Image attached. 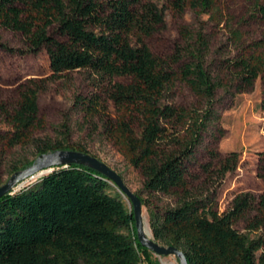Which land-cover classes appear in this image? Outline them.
<instances>
[{
    "label": "trees",
    "instance_id": "obj_1",
    "mask_svg": "<svg viewBox=\"0 0 264 264\" xmlns=\"http://www.w3.org/2000/svg\"><path fill=\"white\" fill-rule=\"evenodd\" d=\"M161 1L162 7L155 0H0V28L20 33L28 53L46 52L50 79L88 73L91 90L77 96L74 107L144 178L135 194L155 242L180 250L187 264H264V193L237 194L218 217L204 214L216 203V183L236 169L238 154L220 158L206 151L208 162L198 165L204 180L197 186L199 178L190 172L204 136L211 128L221 132L217 96L249 92L264 79V36L247 43L231 30L235 54L230 50L209 62L212 37L205 21L193 33L183 30L184 47L156 56L145 41L163 26V7L176 14L192 10L217 26L221 21L214 0ZM254 9L264 22V2L256 0ZM45 83L29 80L18 88L14 105L0 102L6 128L0 129V152L31 146L36 159L57 150L96 157L84 146L39 137L45 123L38 98ZM178 83L198 107L171 101ZM63 134L67 139L69 130ZM36 159L15 165L13 173ZM257 176L264 180V153ZM160 196L175 201L157 209L153 201ZM238 222L246 233L235 228ZM152 256L138 243L126 199L87 167L56 168L0 199V264H157Z\"/></svg>",
    "mask_w": 264,
    "mask_h": 264
},
{
    "label": "rangeland",
    "instance_id": "obj_2",
    "mask_svg": "<svg viewBox=\"0 0 264 264\" xmlns=\"http://www.w3.org/2000/svg\"><path fill=\"white\" fill-rule=\"evenodd\" d=\"M162 7L163 1L155 0ZM220 11V24L214 25L207 20V16H199L192 10H185L176 14L167 7H163L164 24L148 39L146 44L151 52L160 57L170 56L177 46H185L183 30L195 32L201 23L206 21V33L211 38V55L209 62L225 57L230 50H235L229 42L231 30L242 34V41L252 42L264 36V22L256 18L254 2L256 0H214ZM264 2V0H258ZM28 43L20 33L0 28V102L14 105L17 100L18 88L29 80L45 81V90L39 94V115L44 120L45 129L39 134L43 140L53 143L64 141L70 146L81 145L100 161L107 164L123 179L124 184L133 192L140 193L144 178L141 173L129 165L117 152L109 141L100 134L99 128L93 131L91 125L83 122L81 114L75 109V98L86 96L91 88L86 71H74L61 78L50 79L48 57L45 51L38 54L27 52ZM121 81V79H116ZM171 101L184 108H196L199 100L183 84H176L172 92ZM218 103L222 106L218 110L221 119L216 132L211 128L204 136L203 144L198 150L196 161L190 167V172L198 176L195 186L203 182L204 176L199 173L198 165L207 163V152L215 151L220 158L235 152L239 156L236 169L217 182L216 203L204 214L209 218L218 217L225 211L235 195L249 193L258 197L264 193V180L257 176L259 156L264 153V79L258 78L254 88L246 93L229 96L220 93ZM109 113L116 115L112 107ZM0 129L5 126L0 124ZM69 130L68 138H64V131ZM36 159L35 150L31 146L16 147L13 150L0 152V186L3 185L13 173V167H20L26 162ZM49 173L36 178L25 180L20 189L30 187L40 181ZM16 189V192L19 191ZM174 197L160 196L153 203L157 209L173 205ZM143 216L148 226V215L143 207ZM149 228V226H148ZM235 228L246 233L244 224L238 222ZM251 233V238L257 236ZM259 255V252L256 254ZM157 264H179L175 257H155Z\"/></svg>",
    "mask_w": 264,
    "mask_h": 264
},
{
    "label": "water",
    "instance_id": "obj_3",
    "mask_svg": "<svg viewBox=\"0 0 264 264\" xmlns=\"http://www.w3.org/2000/svg\"><path fill=\"white\" fill-rule=\"evenodd\" d=\"M70 165L87 167L104 176L112 186H114L126 199L132 210L136 237L142 248L150 251L155 257L172 256L178 260L179 264H187L184 254L173 246H164L154 241L152 235L148 237L145 231V218L140 199L123 182V179L107 164L89 154L71 150H57L51 153L40 155L29 167L17 171L0 186V199L8 194H13L19 190L21 184L32 178L37 173H51L56 168H66Z\"/></svg>",
    "mask_w": 264,
    "mask_h": 264
},
{
    "label": "bare ground",
    "instance_id": "obj_4",
    "mask_svg": "<svg viewBox=\"0 0 264 264\" xmlns=\"http://www.w3.org/2000/svg\"><path fill=\"white\" fill-rule=\"evenodd\" d=\"M46 173H47V171H45V172H41V173H37V174L34 175L32 178L39 177V176L44 175V174H46ZM145 231H146L147 236H148V237H151V232H150V230H149V228H148V226H147L146 223H145Z\"/></svg>",
    "mask_w": 264,
    "mask_h": 264
}]
</instances>
